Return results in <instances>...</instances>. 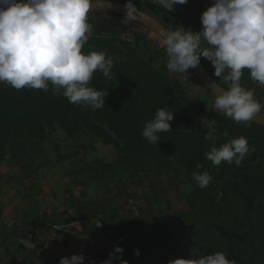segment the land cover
Instances as JSON below:
<instances>
[{
  "label": "rangeland",
  "instance_id": "374dc122",
  "mask_svg": "<svg viewBox=\"0 0 264 264\" xmlns=\"http://www.w3.org/2000/svg\"><path fill=\"white\" fill-rule=\"evenodd\" d=\"M131 2L143 15L133 21H126V15L110 17L102 8L88 13L93 29L82 52L103 51L114 65L111 79L96 72L89 82L108 92L105 107L93 111L71 104L63 95H53L51 85L47 91L16 90L0 82V163L4 168L19 164L33 173L47 165L62 169L69 185L67 216L81 230L133 201L160 232L152 264L216 251L235 264H264V113L247 126L226 117L212 107L216 94L195 68L185 78L168 72L160 44V28L199 32L200 15L213 0H187L171 11L153 0ZM201 47L210 46L202 41ZM200 64L218 88L227 90L207 58L201 56ZM241 85L264 105V85L247 70ZM158 108L172 111L174 119L172 131L159 134L160 142L152 145L141 131ZM200 118L215 121L218 140L204 139L207 129ZM241 136L255 151L240 166H213L206 159L213 143L219 148ZM4 168L2 174L10 170ZM193 172H208L213 179L200 188ZM68 227L71 236L76 230ZM53 245L43 241L39 246ZM41 256L55 264L54 256Z\"/></svg>",
  "mask_w": 264,
  "mask_h": 264
},
{
  "label": "clouds",
  "instance_id": "9594fccd",
  "mask_svg": "<svg viewBox=\"0 0 264 264\" xmlns=\"http://www.w3.org/2000/svg\"><path fill=\"white\" fill-rule=\"evenodd\" d=\"M92 0H0V82L16 90L37 89L63 95L69 103L95 111L105 107L108 92L89 86L94 73L112 78L114 67L111 57L103 51L82 52L92 35L93 26L88 20ZM98 3V0H96ZM169 11L187 0H153ZM126 21L136 19V6L127 0ZM202 28L193 32L177 26L159 33L160 44L166 54L169 73L183 76L195 68L200 57L207 58L214 67V75L227 85L218 89L212 107L236 123L249 125L264 105L254 99V92L241 85L244 70L253 81L264 85V0H213L200 15ZM205 42L209 48H202ZM207 108V107H206ZM173 112L158 108L152 120L141 131L142 138L157 145L161 133L172 131L169 123ZM207 131L205 140L216 141L215 121L200 118ZM227 136V132L223 133ZM255 151L245 137L234 138L219 148L215 143L206 159L213 166L222 162L240 166ZM197 168L202 167L200 164ZM196 185L204 188L212 181L208 172L192 173ZM123 249L115 247V253ZM137 256L139 252L135 253ZM114 257L102 264H112ZM82 254L62 257L59 264H84ZM93 264V262H90ZM120 264H127L120 260ZM168 264H235L223 252L216 251L196 258H176Z\"/></svg>",
  "mask_w": 264,
  "mask_h": 264
},
{
  "label": "crops",
  "instance_id": "0c3cea01",
  "mask_svg": "<svg viewBox=\"0 0 264 264\" xmlns=\"http://www.w3.org/2000/svg\"><path fill=\"white\" fill-rule=\"evenodd\" d=\"M4 165L0 163V264H52L47 258L42 261L40 257L46 252L54 256L55 264H59V260L69 257L70 252L81 254L82 236L75 230L71 236L69 233L68 226L77 221L67 216L69 185L62 179V169L47 165L33 173L14 164L5 167L10 170L2 174ZM125 203L124 210L94 220L84 230L112 229L115 232L110 249L100 257L84 260V264H102L109 259V253L117 257L112 264H120V260L127 264H152L155 261L159 230L144 220L151 215L142 213L133 201L132 204L130 201ZM43 241L56 245L43 248ZM115 247L122 248V253H115Z\"/></svg>",
  "mask_w": 264,
  "mask_h": 264
},
{
  "label": "built area",
  "instance_id": "2783aa9c",
  "mask_svg": "<svg viewBox=\"0 0 264 264\" xmlns=\"http://www.w3.org/2000/svg\"><path fill=\"white\" fill-rule=\"evenodd\" d=\"M144 223L140 224V226H143ZM72 227L82 236L81 254L85 257L84 260L100 257L110 249L112 238L115 234L114 230L103 231L98 229L91 232H84L77 222H73Z\"/></svg>",
  "mask_w": 264,
  "mask_h": 264
},
{
  "label": "water",
  "instance_id": "95a60500",
  "mask_svg": "<svg viewBox=\"0 0 264 264\" xmlns=\"http://www.w3.org/2000/svg\"><path fill=\"white\" fill-rule=\"evenodd\" d=\"M98 3H96V0H93L91 3V8L90 10L93 9H97V8H113L115 10H123L126 9L125 5H122L120 3H116V2H110V1H101L98 0ZM139 16H143L141 12L137 11V13ZM145 18L149 21H152V18L149 16H145ZM163 30V28H160ZM165 30V29H164ZM166 31V30H165ZM195 69L198 72V75L201 79V81L204 83V85L206 86V88L212 93V94H216V92H218V88L216 86V84L209 78V76L207 74H205L202 70H201V64L199 62L198 66L195 67ZM251 122H258V118L256 116H254V118L252 119ZM262 124L264 125V122H262Z\"/></svg>",
  "mask_w": 264,
  "mask_h": 264
},
{
  "label": "trees",
  "instance_id": "16d2710c",
  "mask_svg": "<svg viewBox=\"0 0 264 264\" xmlns=\"http://www.w3.org/2000/svg\"><path fill=\"white\" fill-rule=\"evenodd\" d=\"M103 9V11H105L106 13H108V14H110V15H114V16H116V17H119V18H121V17H123L124 15H126V9H123V10H121V11H119V10H115V9H113V8H102ZM136 15H138V14H136ZM139 16V15H138ZM223 232V231H222ZM224 233H226V232H224Z\"/></svg>",
  "mask_w": 264,
  "mask_h": 264
}]
</instances>
